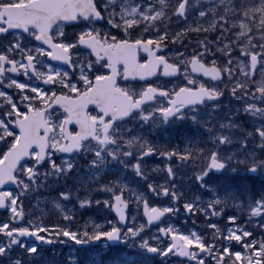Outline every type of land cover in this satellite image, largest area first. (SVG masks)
Returning <instances> with one entry per match:
<instances>
[{
	"label": "snow or ice",
	"instance_id": "obj_1",
	"mask_svg": "<svg viewBox=\"0 0 264 264\" xmlns=\"http://www.w3.org/2000/svg\"><path fill=\"white\" fill-rule=\"evenodd\" d=\"M110 244L264 264V0H0V264Z\"/></svg>",
	"mask_w": 264,
	"mask_h": 264
},
{
	"label": "rangeland",
	"instance_id": "obj_2",
	"mask_svg": "<svg viewBox=\"0 0 264 264\" xmlns=\"http://www.w3.org/2000/svg\"><path fill=\"white\" fill-rule=\"evenodd\" d=\"M164 135H165V133H164L163 130H161V131H159V132L157 133V136L160 137V138H163ZM95 248H97L96 251L102 250L103 252H105V251L109 250V248H108V249H102L100 246H99V247H95ZM114 248H115L114 250H113V249L110 250V251H112L113 255H115V254H117V253H119V252L126 251V249H124L123 246H121V245H119V246H117V247H114ZM88 253H89V251H88ZM67 254H68V252H67L65 255H67ZM129 254H132V253H129ZM75 255H77V254H75ZM82 255H83V256H90V255H87L86 253H84V254H82ZM113 255H112V256H113ZM81 258H82L81 256H80V258H79L78 255H77V259L79 260V262L81 261ZM80 264H82V263L80 262Z\"/></svg>",
	"mask_w": 264,
	"mask_h": 264
},
{
	"label": "flooded vegetation",
	"instance_id": "obj_3",
	"mask_svg": "<svg viewBox=\"0 0 264 264\" xmlns=\"http://www.w3.org/2000/svg\"><path fill=\"white\" fill-rule=\"evenodd\" d=\"M163 131L165 133V130H163ZM166 131H167L169 136L177 137V138H178V136L180 135V132H181V130L179 128H177V129L169 128ZM97 246H99V245H97ZM67 252H69V248L67 246H65L63 248V253L66 254ZM82 254H84V251H81V252L77 253V255H79V256H82ZM81 261H82V259H81Z\"/></svg>",
	"mask_w": 264,
	"mask_h": 264
},
{
	"label": "bare ground",
	"instance_id": "obj_4",
	"mask_svg": "<svg viewBox=\"0 0 264 264\" xmlns=\"http://www.w3.org/2000/svg\"><path fill=\"white\" fill-rule=\"evenodd\" d=\"M175 142V141H174ZM97 248H89L88 250H85L84 253H86L87 255H89L90 252L92 251H96ZM89 251V253H88Z\"/></svg>",
	"mask_w": 264,
	"mask_h": 264
},
{
	"label": "trees",
	"instance_id": "obj_5",
	"mask_svg": "<svg viewBox=\"0 0 264 264\" xmlns=\"http://www.w3.org/2000/svg\"><path fill=\"white\" fill-rule=\"evenodd\" d=\"M110 258H111L110 254L107 253V254H105L101 259H103V260H107V259H110Z\"/></svg>",
	"mask_w": 264,
	"mask_h": 264
},
{
	"label": "water",
	"instance_id": "obj_6",
	"mask_svg": "<svg viewBox=\"0 0 264 264\" xmlns=\"http://www.w3.org/2000/svg\"><path fill=\"white\" fill-rule=\"evenodd\" d=\"M111 245H115V244H111Z\"/></svg>",
	"mask_w": 264,
	"mask_h": 264
}]
</instances>
